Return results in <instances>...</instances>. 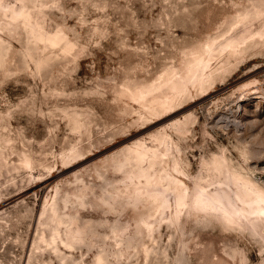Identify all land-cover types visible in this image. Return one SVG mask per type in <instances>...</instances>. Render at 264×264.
<instances>
[{
    "label": "rangeland",
    "instance_id": "obj_1",
    "mask_svg": "<svg viewBox=\"0 0 264 264\" xmlns=\"http://www.w3.org/2000/svg\"><path fill=\"white\" fill-rule=\"evenodd\" d=\"M0 41V264H264V218L196 196L264 192V0H0Z\"/></svg>",
    "mask_w": 264,
    "mask_h": 264
},
{
    "label": "bare ground",
    "instance_id": "obj_2",
    "mask_svg": "<svg viewBox=\"0 0 264 264\" xmlns=\"http://www.w3.org/2000/svg\"><path fill=\"white\" fill-rule=\"evenodd\" d=\"M51 37L58 39L61 38L60 34L58 33H55L54 36H49L50 39ZM245 41L246 39L243 41H235L233 38H231L226 43L224 42L225 44L221 47L226 48L232 46V48L238 49L241 45L240 43H244ZM211 46L212 45L209 44L208 46L204 47L202 54L196 57L195 60L190 64H188L184 72H180L178 70L168 71L163 76V84L168 87L165 89V95L158 96L157 94V96H154L150 99V103L158 104L163 108H167L170 100L183 94L188 84L195 82L202 84L205 81L207 82L210 75L207 70L209 68L208 54L210 53L209 50ZM1 50L2 42L0 41V52ZM141 152L145 155H149L152 154L154 150L148 148L147 146H143ZM215 167L216 170L221 173V175L224 173L225 167L222 163L215 165ZM231 181H234L233 183L238 182L237 185L239 186V189L233 188V186H231ZM223 182L224 183H220L223 185L218 184L219 187H217L215 190H211L204 186L199 187V191L197 192L196 196L198 198V202L204 205L202 207L206 209H222L225 211V218L232 223L241 224V219L247 216L264 218V192L262 190H259L256 185L243 180L236 174L230 175L228 180H224ZM182 199L183 197H178V203H181ZM163 204L166 206L170 205V203L167 201H164Z\"/></svg>",
    "mask_w": 264,
    "mask_h": 264
}]
</instances>
